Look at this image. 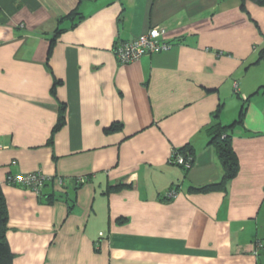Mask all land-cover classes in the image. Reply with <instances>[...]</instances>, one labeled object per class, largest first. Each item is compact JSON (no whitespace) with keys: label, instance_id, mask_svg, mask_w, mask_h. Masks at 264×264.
I'll use <instances>...</instances> for the list:
<instances>
[{"label":"crops","instance_id":"crops-1","mask_svg":"<svg viewBox=\"0 0 264 264\" xmlns=\"http://www.w3.org/2000/svg\"><path fill=\"white\" fill-rule=\"evenodd\" d=\"M242 4L0 0L13 264H261L264 4ZM154 26L168 50L119 60L120 43ZM243 107L228 130L237 174L197 190L225 173L208 127ZM182 148L188 169L171 161ZM38 171L39 191L8 182Z\"/></svg>","mask_w":264,"mask_h":264},{"label":"trees","instance_id":"trees-1","mask_svg":"<svg viewBox=\"0 0 264 264\" xmlns=\"http://www.w3.org/2000/svg\"><path fill=\"white\" fill-rule=\"evenodd\" d=\"M258 4H264V0H252ZM242 6L244 7V0ZM75 14L76 12L73 11ZM72 15V14H70ZM245 113V108L241 112L240 117L231 125H223L220 121L215 122L210 127H208V132L211 135V143H213L218 151L219 158L224 167L225 173L221 183H212L205 186L196 188L200 191H207L215 188L219 185H225L229 180H231L238 171V158L237 155L230 144V136L228 130L233 127L236 123H241L243 121V115ZM188 149L182 148L177 151L183 153L185 156H192V153L187 152ZM193 157V156H192ZM8 220L9 212L7 201L2 190L0 183V264H13L15 254L11 249L9 240L7 238L8 232Z\"/></svg>","mask_w":264,"mask_h":264},{"label":"built area","instance_id":"built-area-1","mask_svg":"<svg viewBox=\"0 0 264 264\" xmlns=\"http://www.w3.org/2000/svg\"><path fill=\"white\" fill-rule=\"evenodd\" d=\"M165 32L166 29L164 27L154 26L147 32L139 34L131 40L120 43L115 50L116 55L122 62H132L138 60L145 54L168 50L171 45L164 39ZM171 161L188 169L191 167L193 157L185 156L183 153L176 150L173 152ZM48 179L49 178L40 171L27 174H11L8 176V182L10 184L32 187L37 191L44 186ZM59 181L61 184L63 183L62 178H59ZM80 181L83 182L85 180L82 178ZM173 194L174 192H171L170 195ZM258 246L261 247L262 244L259 242Z\"/></svg>","mask_w":264,"mask_h":264},{"label":"water","instance_id":"water-1","mask_svg":"<svg viewBox=\"0 0 264 264\" xmlns=\"http://www.w3.org/2000/svg\"><path fill=\"white\" fill-rule=\"evenodd\" d=\"M259 259H260V263L264 264V254H262Z\"/></svg>","mask_w":264,"mask_h":264}]
</instances>
